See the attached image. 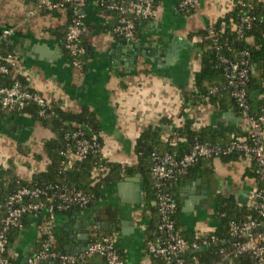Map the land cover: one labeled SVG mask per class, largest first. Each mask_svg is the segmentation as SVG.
<instances>
[{
    "label": "crops",
    "instance_id": "0c3cea01",
    "mask_svg": "<svg viewBox=\"0 0 264 264\" xmlns=\"http://www.w3.org/2000/svg\"><path fill=\"white\" fill-rule=\"evenodd\" d=\"M38 1L0 0V35L12 31L6 43L16 52L14 71L26 78L30 88L44 96L50 105L58 103L75 113L84 108L94 112L102 127V154L106 160L134 165L136 140L150 126L163 127V140L174 142L176 129L188 120L198 130L241 128L237 108L225 112L207 102L184 105V94L197 89L195 77L201 69L202 51L197 33L231 13L235 0H199L198 10L194 12L182 11L183 0H158L156 17L138 21L133 41L117 37L113 33V18L97 10V1L88 0L82 10L87 26L83 40L88 49L83 71L72 65L61 44L62 30L68 23L66 12L28 16V10ZM168 119H172L171 126L161 123ZM51 137L50 130L27 115L0 117V157H9L11 162L8 169L0 167V170L14 167L11 169L17 178L31 180L47 165L46 159L36 160L35 155L42 154L44 141ZM250 165L242 159L227 164L220 159L205 160L203 167H211V175H197L175 188L182 204L177 219L179 230L192 235L221 227L222 221L216 215V197L226 200L236 197V205L243 206L239 203L240 193L250 200L260 188L255 177L246 175ZM119 190L118 186L107 189L105 198L86 211L70 213L68 217L58 215L55 242L57 247L62 246L58 249L65 251L71 245L79 251L86 246L89 236L85 240L81 238L88 234L85 228L89 226L101 234L115 232L122 257L128 264H151L145 239L147 229L157 223V213L146 209L144 188L141 204L122 201ZM126 192L124 189L125 197ZM186 197L190 203L187 209ZM109 208L118 217L119 229L108 220ZM44 220V215L24 219L19 235L10 246L13 261L21 263L25 251L36 247L38 230ZM123 223L128 224L126 229Z\"/></svg>",
    "mask_w": 264,
    "mask_h": 264
},
{
    "label": "built area",
    "instance_id": "2783aa9c",
    "mask_svg": "<svg viewBox=\"0 0 264 264\" xmlns=\"http://www.w3.org/2000/svg\"><path fill=\"white\" fill-rule=\"evenodd\" d=\"M18 1L27 3L29 0ZM86 1L60 0L55 3L50 0H39L33 9L28 10V16L31 17L37 13L64 11L66 4L77 6L78 10L67 30L66 50L73 58L72 65L79 71L83 70L82 58L86 54L81 40L87 31L83 22L84 16L79 9L85 6ZM154 1L139 0L129 7L109 6V9L119 11L121 14L114 33L127 41H133L136 36L137 21L156 17ZM240 1L244 3L246 0ZM180 6L184 12H194L198 10L199 0H183ZM253 21L254 18L247 13L240 18L236 27V33L240 39H243L245 32L251 29ZM11 35V30L3 32L0 35V44L6 42ZM215 36V29L210 26L208 35L199 37L198 40L199 43L210 40L212 42L210 48L220 53ZM248 56L247 52H243L241 58L234 61L219 54V61L227 80L223 90L228 91L235 101L240 115L242 135H232L227 145L196 143L192 151L181 160H175L170 155L156 159L152 178L156 191V200L153 204L157 209L158 235L154 239H145L146 252L150 261L154 258L161 260L163 264H202L193 254L201 252L208 245L215 244L224 248L220 250L219 259L212 264H264V110L258 115L252 113L251 110L248 97L251 64ZM6 65L15 68L16 58L0 56V74L8 72ZM219 91V87L210 88L207 99ZM29 103L38 105L41 108V115L50 106L44 96L37 92H30L19 83L13 87L0 84V104L3 110L22 113ZM77 137L79 141L76 152L69 154V167L73 162L84 160L89 153L101 150L96 137H93L92 141L81 140L80 133L74 135V138ZM233 154L241 155L242 160L249 164L254 162L257 167L260 188L254 192L246 205L255 211L257 217L248 216L243 221H230L227 226L228 240L216 238L209 242L207 234L210 231L201 230L194 234L195 240H187L177 228L178 204L167 190V185L176 176H186L189 170L202 159L220 158ZM10 165L9 157H0L1 168L8 169ZM61 190L58 186L22 187L12 193L3 205L0 204V264H15L9 255L11 231L21 229L25 218L40 215H44L45 220L38 230L36 247L29 250L27 264L44 262L128 264L121 255L118 237L115 233L100 235L97 230L92 231L87 248L83 252L70 253L58 249L55 242V224L58 213L69 211L74 207L86 210L91 201V197L82 191Z\"/></svg>",
    "mask_w": 264,
    "mask_h": 264
},
{
    "label": "trees",
    "instance_id": "16d2710c",
    "mask_svg": "<svg viewBox=\"0 0 264 264\" xmlns=\"http://www.w3.org/2000/svg\"><path fill=\"white\" fill-rule=\"evenodd\" d=\"M98 2L97 10L108 17H112L115 21V27L121 14L119 11L109 9L111 5L120 7H129L139 0H94ZM158 0L154 1V10L157 6ZM88 0L83 8L79 9L81 12L87 7ZM244 4V6H243ZM78 10L74 4H66L65 12L68 23L65 29L62 30V47L67 53L71 63L72 56L66 50L67 30L71 24L75 12ZM249 14L254 18L251 29L245 32L243 39H240L236 33V27L240 22V18ZM139 21V20H138ZM137 21V24H138ZM83 22L84 17H83ZM113 28V33L114 29ZM220 53L210 48L211 41H205L200 44L202 51L201 69L196 74L195 84L196 91L186 92L184 94V105L194 106L204 103H210L220 108V110L228 111L230 108H236V104L228 91H224L223 87L227 84L223 67L219 61V54L230 58L231 60H238L241 58L243 52L249 54L248 59L251 64L250 82L248 86L249 103L252 113L258 115L264 110V2L262 0H246L242 3L240 0H235V8L225 17L220 18L213 25ZM87 28V26H86ZM137 28V27H136ZM208 29L197 33L198 37H206ZM137 31V30H136ZM115 34V33H114ZM116 35V34H115ZM117 36V35H116ZM84 37V36H83ZM81 40L82 45L86 50L85 56L82 58L83 70L85 69L86 60L88 57V49L85 47V42ZM118 37V36H117ZM0 56L15 57L16 52L10 46L3 42L0 44ZM8 70L5 74H0V84L5 87H13L16 83L26 87L30 92H35L30 88L27 79L23 76L17 75L11 65H6ZM82 70V71H83ZM212 87H219L220 91L216 95H211L207 99L209 89ZM207 99V101L205 100ZM205 100V101H204ZM27 115L33 121L39 123L44 128L52 133V137L44 141L42 154L35 155L36 160L42 161L46 159L47 165L43 171L34 174L31 180L19 179L13 173L11 167L7 171L0 170V204L3 205L9 196L22 187H48L58 186L62 190L68 191H82L91 197L90 205L86 209L98 203L105 198L104 192L107 189H115L120 183L129 178L139 177L143 184L145 202L144 205L148 211L157 213L156 207L153 203L156 200L155 182L152 178V170L157 158L165 155H170L175 160H181L184 156L189 154L196 143L211 144V145H227L232 135H242L240 127H232L230 129H222L212 127H205L203 129H196L194 122L188 120L184 126L176 129V141H164L163 134L165 129L161 126H150L142 131L136 140L134 147V154L136 156V163L130 166H124L121 163L110 162L103 157V139L101 137L102 127L94 112L88 108H84L81 112L75 113L70 110L63 109L58 103H53L48 107L43 115H41V108L35 103H29L22 113L18 111L8 112L2 109L0 104V117L3 116H19ZM161 123L165 126L172 125V119L162 120ZM80 133L81 140L92 141L93 137L97 138V144L101 150L91 152L82 161L73 162L69 167V154H73L77 149V142L79 137L74 138V135ZM215 159H220L223 163H231L242 159L241 155L233 154L220 158L202 159L188 174L184 177L176 176L173 181L167 185V190L172 194L178 204V212L176 220L182 210V204L179 196L176 194V187L182 186L185 182L195 178L209 176L212 173L211 167H203L204 161L213 162ZM248 173V174H247ZM246 175L253 176L258 181V171L254 162L251 163ZM216 215L222 221L221 227L207 234V240L212 239L228 240V223L230 221H243L248 216L257 217L255 211L247 206L233 205L225 197L218 196L215 200ZM74 207L66 212H60L64 216H70V213L77 211H86ZM108 220L118 225V217L115 212L109 208L106 212ZM116 221V222H114ZM157 223L154 228L147 229V239H154L157 237ZM177 228L179 229V221L177 220ZM100 234L101 231H98ZM115 232L104 233L101 235H111ZM195 234V233H194ZM182 235L189 241L195 240V235ZM19 235V229L11 231L10 246H13L15 238ZM59 243H61L59 241ZM60 249L62 246H59ZM224 247L215 244L208 245L201 252L193 254L197 256L202 264H212L217 261L220 256V250ZM122 255V254H121ZM192 256V255H190ZM15 264H21L13 261ZM151 264H163L161 260L152 258Z\"/></svg>",
    "mask_w": 264,
    "mask_h": 264
},
{
    "label": "water",
    "instance_id": "95a60500",
    "mask_svg": "<svg viewBox=\"0 0 264 264\" xmlns=\"http://www.w3.org/2000/svg\"><path fill=\"white\" fill-rule=\"evenodd\" d=\"M118 188L120 189L119 191H120V195H121L122 201L129 202V203H132V204L133 203L134 204H141V203L144 202V197L142 195L143 185L141 184V180L139 178L136 177V178L126 179L123 183H121V184L118 185ZM124 189H125V192L127 190H129L128 193L126 192V195H127L126 197L123 194ZM204 194H205V196H208V191H205ZM185 199H187V200H184V206H185V209H187L188 208V205H190V203L188 202V197H186ZM227 200L230 203H232L233 205H236L237 204L236 197H230ZM239 203L241 205H243V206H246L248 204V198L246 197V195H244V193H240ZM105 226H107V225H105ZM122 226H123V228L126 229L127 226H128V224L127 223H123ZM88 236L89 235L86 234L85 237H82L81 239H83V240L88 239ZM84 245H86V246L82 247L79 251L75 250L73 248V246L68 245L67 247H65V251L66 252H70V253H75V252H80V251L83 252V251L86 250L88 243L85 242ZM28 254H29V250H26L25 253H24V258L22 260V264H27ZM42 264H57V263H54V262L53 263L44 262ZM88 264H105V263L104 262H99V263H88Z\"/></svg>",
    "mask_w": 264,
    "mask_h": 264
},
{
    "label": "flooded vegetation",
    "instance_id": "af4514ba",
    "mask_svg": "<svg viewBox=\"0 0 264 264\" xmlns=\"http://www.w3.org/2000/svg\"><path fill=\"white\" fill-rule=\"evenodd\" d=\"M100 222H97V224H99ZM88 226V225H87ZM91 227V226H90ZM80 229V228H79ZM89 226L87 227V228H85V231H86V233H88L89 235H90V233L93 231V229H95V227H91L89 230ZM84 229L82 228V231H83ZM82 231L80 232V233H82ZM88 231V232H87ZM73 236V234H71L70 236H69V238L70 237H72ZM74 241V240H73Z\"/></svg>",
    "mask_w": 264,
    "mask_h": 264
},
{
    "label": "rangeland",
    "instance_id": "374dc122",
    "mask_svg": "<svg viewBox=\"0 0 264 264\" xmlns=\"http://www.w3.org/2000/svg\"><path fill=\"white\" fill-rule=\"evenodd\" d=\"M202 231H204V230H202Z\"/></svg>",
    "mask_w": 264,
    "mask_h": 264
}]
</instances>
